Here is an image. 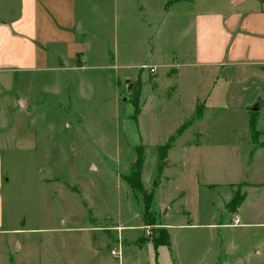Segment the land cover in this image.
<instances>
[{"label":"rangeland","instance_id":"rangeland-1","mask_svg":"<svg viewBox=\"0 0 264 264\" xmlns=\"http://www.w3.org/2000/svg\"><path fill=\"white\" fill-rule=\"evenodd\" d=\"M77 1L81 18L86 20L84 30L90 34L96 30L100 37L89 40L88 69L49 74L50 80L43 83L24 82L27 93L51 105L43 104L30 120L39 136L38 156L3 152L7 212L26 229L18 239L37 240L42 255L54 254L64 261L68 260L65 255L81 259V235H89L82 227L88 217L95 225L101 220L104 233L112 239L118 233L111 227L115 221L132 226L126 228L128 236L141 233V240L150 241L163 228L164 220L173 225L185 221L219 223L229 217L235 226L192 232L213 239L214 255H204L205 243L198 241L191 260L195 264L202 260L221 264V251L229 246V255L224 258L230 264H240L243 249L256 242L254 235L263 236V229L240 228L227 207L228 198L245 192L252 195V185L245 182H253L259 184L258 200L264 203V172L261 175L251 163L252 147L242 136L246 133L244 114L233 107L215 108L198 124L204 132L201 144L193 145V133L177 139L196 121V113H192L197 99L193 75H207L205 68H184L182 77L178 74L180 55L190 52L191 47L186 15L206 8L208 0L181 1V33L173 30L175 15L180 14L177 8L169 17L164 15L167 0ZM114 56L122 69H110V82L105 68ZM145 64L157 67L156 72L142 68ZM49 87L57 95L43 91ZM120 94L127 99L122 101ZM151 95L155 97L143 111ZM51 125L54 128L47 130ZM169 142L170 149L163 154ZM141 166L145 194L133 190L128 182L136 178ZM37 175L42 176V183ZM55 178L65 185L55 184ZM81 188L84 200L78 195ZM147 198L150 208L145 219ZM90 208L95 215L112 219L95 218ZM140 216L149 224L140 222ZM62 219L73 229L55 232L62 227ZM140 223L142 230L135 226ZM31 228L39 230L29 231ZM247 231H252L251 235ZM170 232L175 238L179 230L172 226ZM14 253L12 264H39L34 255ZM103 253L118 263V256ZM137 253L143 255L138 261L141 264H147V259L150 264H177L169 248L159 251L158 260L146 249Z\"/></svg>","mask_w":264,"mask_h":264},{"label":"crops","instance_id":"crops-1","mask_svg":"<svg viewBox=\"0 0 264 264\" xmlns=\"http://www.w3.org/2000/svg\"><path fill=\"white\" fill-rule=\"evenodd\" d=\"M181 1L183 0L165 1L163 4L165 17H169L176 8L179 11L178 7L180 8ZM190 1L194 2V0ZM78 4L77 0H0V264L14 263L12 258L15 256L14 250L34 255L39 264L43 260L45 264H127L126 260L138 264L143 255L137 252L146 249L158 260L159 251L162 248L173 250L174 260L177 264H185V260L190 262L189 264H195L197 262H192L191 259L196 252L198 241L205 243L203 254L207 257L213 256V239H208L207 236L198 237L192 232L200 228L218 229L235 226L229 217H227V221L219 223L185 221L173 225L164 220L161 227L166 228L169 232L171 241L169 246H158L153 241L141 240V233L128 236L126 228L132 226L115 221H112L111 227L118 233L116 238L112 239L107 232L104 233L105 226L101 224V220L97 221L98 224L95 225L88 217L86 225L82 227V231L89 232V235H81V259L65 255L68 260L64 261H60L54 254L49 257L42 255L37 240L28 239V241L22 242L18 239L17 235L26 229L18 226L20 224L16 223V218L14 220L7 212L3 193V189L6 187L3 152L17 151L21 155L25 152L31 157L32 155L38 156L39 136L33 123L30 124V120L44 107L43 104H50L36 100L29 91L27 93L24 82L43 83L50 80L47 77L49 74L88 69L90 63L89 40L100 37L96 30L92 34H90V30H84L86 20L81 18V7ZM179 12V15H175L173 30L181 33L183 14L181 11ZM186 16L190 19L188 34L191 33V47L190 52L179 54L181 65L178 74L182 77L184 68H192L194 71L205 68L207 75L197 78L193 75L195 78L194 95L197 99L192 113L195 115L198 105H202L203 113L196 117V121L190 126V129L178 135L177 139L188 134L191 136L193 133L192 143L199 145L201 144L200 140L204 137V132H201L198 124L207 119L209 111H213L215 108L233 107L238 109L245 116L246 123L243 128L246 133L242 136H246V144L252 147L251 163L263 175L264 0H208L206 8L193 11ZM118 62L119 59L116 56L113 57L111 63L107 62L108 66L105 70L110 82V69L119 71L122 69ZM20 78L21 84L17 88V81ZM54 81L58 82L59 79L56 78ZM61 81L67 82L66 79H61ZM199 82L204 83L199 84ZM201 87L205 88L201 89ZM43 91L54 95L58 93L50 87L48 91L44 89ZM154 97V95L149 96L143 111L146 105H150L149 100ZM256 105L259 109L253 110ZM251 118L255 119L254 131L250 125ZM51 128L53 129L54 125L47 127V130L51 131ZM61 128L66 130L64 127ZM163 173L164 170L161 171L162 176H164ZM37 176L42 183V176ZM245 183L251 184L254 192L252 195L245 192L244 199L236 212L230 211L231 216L236 217L235 221L239 222L240 228H262L263 236L254 235L252 237V240L256 242L243 249L242 255L239 256V263L264 264V203L258 200L257 195V191H260L261 188L258 183ZM55 184L62 185L64 182L56 179ZM78 195L83 199L82 188ZM232 196L228 198L229 201ZM83 204L87 206L84 201ZM91 209H89L90 214H94ZM167 215L169 214L166 213ZM100 217L95 215V218ZM101 218L109 219L111 217L103 216ZM142 220L143 218L141 219L140 216L139 221ZM142 222L148 225L146 222ZM62 224V227L56 228L59 230L54 229V231L67 232V230L73 229L66 227L67 220L62 219ZM135 226L142 230V224ZM172 226L179 230V233L176 232L175 238L170 232ZM32 229L36 228L28 230L32 231ZM247 233L251 235L252 231H247ZM99 234H103L104 237ZM241 235L245 237L244 234ZM228 247L221 251L223 257L221 264H230L224 258L229 255ZM234 247L236 248V245ZM240 247L241 245H239ZM114 248L121 252L118 263L110 259L107 253H103L108 251L112 255L111 250ZM256 253L258 259L254 260ZM150 262L147 259V264ZM142 263L144 264V262ZM212 263L210 260L209 262L206 260L199 262V264Z\"/></svg>","mask_w":264,"mask_h":264},{"label":"trees","instance_id":"trees-1","mask_svg":"<svg viewBox=\"0 0 264 264\" xmlns=\"http://www.w3.org/2000/svg\"><path fill=\"white\" fill-rule=\"evenodd\" d=\"M203 113V107L202 105H198L197 110H196V116L199 117L201 116V114ZM250 125H251V129L252 131H254L255 129V119L251 118L250 119ZM170 142L168 143V145L165 147L163 151V154H165V152L167 153L168 149H170ZM142 166L140 168H138L137 172H136V178L135 179H130L128 182L130 184V186L132 187L133 190L135 191H139L142 193H146L143 183H142ZM245 195V194H244ZM244 195L243 196H239L237 194H233L231 200L228 202L227 207L231 212H236V210L238 209V207L240 206L241 202L244 199ZM145 205V219L146 217L148 218V210L150 208V200L147 198V200L144 201ZM149 224V223H148ZM153 242L155 245H165V246H169L171 241H170V235L167 229L161 228L158 233L156 235H154L153 237Z\"/></svg>","mask_w":264,"mask_h":264},{"label":"built area","instance_id":"built-area-1","mask_svg":"<svg viewBox=\"0 0 264 264\" xmlns=\"http://www.w3.org/2000/svg\"><path fill=\"white\" fill-rule=\"evenodd\" d=\"M142 68L150 70L151 73H155L157 70V67L152 66V65H147V64L143 65ZM111 253L114 256H118V257L121 256V252L117 251L116 249L111 250Z\"/></svg>","mask_w":264,"mask_h":264},{"label":"water","instance_id":"water-1","mask_svg":"<svg viewBox=\"0 0 264 264\" xmlns=\"http://www.w3.org/2000/svg\"><path fill=\"white\" fill-rule=\"evenodd\" d=\"M130 92H131V86L128 85L127 86V94H129ZM120 98L122 101H125L127 99V97L123 94H120ZM258 109H259V107L257 105L253 108V110H258Z\"/></svg>","mask_w":264,"mask_h":264}]
</instances>
